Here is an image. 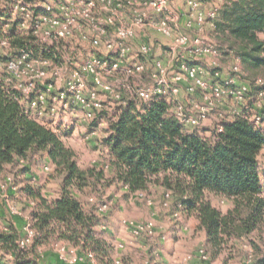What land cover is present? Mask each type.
<instances>
[{"label": "trees", "instance_id": "obj_1", "mask_svg": "<svg viewBox=\"0 0 264 264\" xmlns=\"http://www.w3.org/2000/svg\"><path fill=\"white\" fill-rule=\"evenodd\" d=\"M6 21L0 10V38L6 39L9 50L0 53L2 62L32 39L30 32L16 31L15 23L4 28ZM214 25L218 35L226 33L243 45L237 54L245 66L264 65V38L258 36L264 35V0H231L219 10ZM251 88L255 90L253 84ZM8 90L0 81V173L30 153L44 152L53 167L51 177H60L59 192L52 198L39 186L20 187L32 203L28 217L35 235L29 245L20 247L21 235L13 224L0 228V256H8L10 264H52L39 249L54 242L77 247L89 264V253L99 264H115L112 247L96 230L98 218L78 198L85 188L100 183L114 182L127 194L148 191L150 186L167 192L176 210L194 218L204 231L211 258L232 251L236 240L264 226V183L258 165L264 131L255 128L243 111L223 120L219 133L211 129L206 135L207 130L197 131L176 119L172 99L119 104L106 121L101 141L106 163L81 168L49 119L25 114L28 98ZM211 196L229 200L231 207L221 211ZM253 247L261 251L256 262L264 264V250ZM119 264L130 263L120 256Z\"/></svg>", "mask_w": 264, "mask_h": 264}, {"label": "built area", "instance_id": "obj_2", "mask_svg": "<svg viewBox=\"0 0 264 264\" xmlns=\"http://www.w3.org/2000/svg\"><path fill=\"white\" fill-rule=\"evenodd\" d=\"M230 1L5 0L14 19L7 20L4 28L15 23L18 31L30 32L32 39L0 61V81L8 91L28 98L23 111L36 120L76 107L92 121L102 109L104 97L125 105L171 96L174 116L184 126L199 127L216 107L230 99L233 106L229 104L227 119L243 111L255 128L264 131V82L238 81L234 76L221 79L213 72L223 53L211 38L216 34L214 22ZM149 34L160 37L161 45L155 47L146 37ZM71 37L88 40L93 50L100 49L104 55L91 53L77 67H70L69 60L57 62L47 46L52 48ZM7 45L6 39L0 38V47ZM160 47L168 54L166 62L152 55ZM133 56L139 58L132 61ZM207 58L212 60L209 65L202 62ZM234 61L231 72H240L238 58ZM105 75L120 76L116 86L105 80ZM182 88L187 95L197 96L201 104L189 109L178 97ZM247 99L250 108L244 104ZM221 129L222 122L212 130L217 134ZM126 225L134 235L151 234L149 224ZM34 235L27 222L19 246L29 245ZM87 255L95 264L92 254ZM198 258L212 264L203 251ZM114 262L119 264V259L115 257ZM244 264L251 263L247 260Z\"/></svg>", "mask_w": 264, "mask_h": 264}, {"label": "rangeland", "instance_id": "obj_3", "mask_svg": "<svg viewBox=\"0 0 264 264\" xmlns=\"http://www.w3.org/2000/svg\"><path fill=\"white\" fill-rule=\"evenodd\" d=\"M0 10L5 13L7 20L14 19L13 14L6 10L5 0H0ZM214 35L211 38L216 41L222 52L224 49L227 53H222L225 58L224 60L219 58L216 62L217 66L212 67L213 72L224 71L221 79L234 76L238 81L252 83L253 80L260 79L264 82V65L252 69L242 63L237 54V51L243 50L241 49L243 45L239 41L226 33L219 37ZM258 36L259 39L264 38L262 33ZM146 37L155 47L161 45L160 37L151 34ZM8 51V46H4L0 53L5 54ZM47 51L57 62L69 60L70 67H77L88 59L91 53L104 55L100 49L93 50L88 40H80L76 37L62 39L59 43L53 44L52 48L48 45ZM152 55L160 57L165 62L168 60V54L162 49ZM135 58L139 57L133 56L131 60L134 61ZM235 58L239 60L240 72L232 73L230 68L235 64ZM204 61L209 65L212 60L207 58L202 60L203 63ZM119 77L104 76L105 80L114 86H116L115 80H119ZM261 89H264V86ZM178 97L189 109L201 104L197 96L187 95L183 88ZM166 98L172 99L171 96ZM231 103L232 100L227 99L222 106L216 107L195 130L205 129L207 130L205 134L209 135V131L216 124L227 119L228 112H231L229 106H233ZM244 104L250 108L248 99ZM117 106L119 104L116 100L104 97L102 109L92 121L87 120L76 107L49 119V125L63 135L66 146L74 151L76 162L81 168L98 167L106 163L107 155L101 141L105 135L106 121L113 116ZM258 165L261 182L264 183V150L258 156ZM52 172L53 167L44 152L30 153L26 160H18L12 165L5 166L0 173V228L12 222L21 237L24 236L25 225L29 222L31 202L28 203L20 193V187L24 184L39 186L45 195L55 197L59 192L60 177L52 178ZM105 174L108 176L107 170ZM74 193L77 196V191ZM78 198L98 218L96 230L112 247V257L119 259L122 256L130 264H204L198 258L200 251L207 254L212 264H244L247 260L251 264H258L256 257L261 251L256 250L253 244L264 250L263 226L249 236L236 240L234 242L236 246L232 251L224 250L211 258V252L205 243L204 231L196 227L194 218H185L180 211H177L169 194L158 187L150 186L148 191L127 194L120 185L107 182L100 183L97 187L85 188L83 192L78 193ZM211 201L223 212L231 207V202L222 197L211 196ZM130 222L149 224L152 228H150L151 234L147 231L141 235L130 233L126 225ZM78 251L77 247H70L60 242L39 249L44 260L52 264H89ZM224 259L226 262H223ZM10 262L8 256H0V264H10ZM95 264L99 263L95 261Z\"/></svg>", "mask_w": 264, "mask_h": 264}, {"label": "crops", "instance_id": "obj_4", "mask_svg": "<svg viewBox=\"0 0 264 264\" xmlns=\"http://www.w3.org/2000/svg\"><path fill=\"white\" fill-rule=\"evenodd\" d=\"M215 35L218 36V37L220 36V35H218L217 33H216ZM215 35H214V36H215ZM215 42H216V41H215ZM223 51H224L223 53H227V52H225V51H227V50H224V49H223ZM220 58H221L222 60H224L223 58H225V57H223V55H221ZM218 61H219V59H218ZM223 72H224V71H222V72H218L220 77L223 76ZM9 223L13 224L12 222H9ZM13 225H14V224H13Z\"/></svg>", "mask_w": 264, "mask_h": 264}]
</instances>
